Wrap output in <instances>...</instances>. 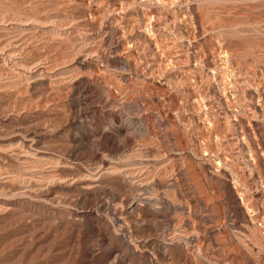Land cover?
Listing matches in <instances>:
<instances>
[{
    "label": "rangeland",
    "instance_id": "rangeland-1",
    "mask_svg": "<svg viewBox=\"0 0 264 264\" xmlns=\"http://www.w3.org/2000/svg\"><path fill=\"white\" fill-rule=\"evenodd\" d=\"M0 114V264H264V0H0Z\"/></svg>",
    "mask_w": 264,
    "mask_h": 264
},
{
    "label": "bare ground",
    "instance_id": "bare-ground-1",
    "mask_svg": "<svg viewBox=\"0 0 264 264\" xmlns=\"http://www.w3.org/2000/svg\"><path fill=\"white\" fill-rule=\"evenodd\" d=\"M5 59V58H4ZM0 115H2V114H0ZM20 146H22L21 144H20ZM4 155V154H3ZM8 159V158H7ZM16 174H17V172H16ZM18 175H19V173H18ZM4 188V187H3Z\"/></svg>",
    "mask_w": 264,
    "mask_h": 264
}]
</instances>
